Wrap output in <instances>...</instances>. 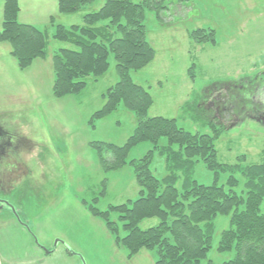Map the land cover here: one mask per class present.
Instances as JSON below:
<instances>
[{"label": "rangeland", "instance_id": "rangeland-1", "mask_svg": "<svg viewBox=\"0 0 264 264\" xmlns=\"http://www.w3.org/2000/svg\"><path fill=\"white\" fill-rule=\"evenodd\" d=\"M5 1L0 0V29ZM106 1L95 0L79 12L65 14L59 13V0H19V21L41 31L48 29L50 35L48 58L34 61L23 71L10 54L11 46L0 44V125L25 139L18 153L0 159V198L11 207L0 205V236L10 243L3 245L0 239V264H8L6 252L14 264L29 261V250L10 225L18 222L14 215L30 227L39 247L48 243V238L54 237V243L61 241V234L73 240L68 245L75 251L69 250H81L80 264H155L156 252L147 250L129 259L104 223L93 216L90 218L101 223L88 222L76 204L77 200L98 199L96 206L107 209L135 200L140 193L130 166L106 173L100 155L91 146L93 142L123 146L136 126L133 114L123 107L96 121V127L89 125L92 115L105 105V92L119 81L113 56L108 72L98 79L87 78L80 93L62 98L53 95V54L59 48L72 47L51 38L55 31L49 24L51 18L67 27L84 25V15L98 11ZM165 6L159 15L156 11L146 14L147 36L155 58L131 76L153 97L150 117L175 118L192 133L213 135L210 124L215 125L218 158L230 164L221 182L231 173L242 178L239 166L264 159V110L260 107L261 101L264 103V0H166ZM198 30L215 32L212 41L202 42L203 36L193 41L191 33ZM246 90L252 91L248 97L254 98L255 108L261 111L239 110L233 115L226 110L230 96L241 99ZM205 91L208 98L199 102ZM189 104L205 116L195 118L185 110ZM166 144L162 139L161 145ZM151 149L149 143L140 144L131 150L129 160L140 159ZM151 170L159 179L168 174L166 160L157 152ZM194 178L203 184L214 181L213 173L202 163L197 165ZM242 185L244 180L239 192ZM261 210L264 213V201ZM214 222V247L202 264H224L235 256V252L216 250L223 231L229 229V218L219 216ZM157 224V219L146 220L141 228ZM25 264L63 263L54 257L45 263Z\"/></svg>", "mask_w": 264, "mask_h": 264}, {"label": "trees", "instance_id": "trees-1", "mask_svg": "<svg viewBox=\"0 0 264 264\" xmlns=\"http://www.w3.org/2000/svg\"><path fill=\"white\" fill-rule=\"evenodd\" d=\"M94 1L59 0V13L74 14ZM165 3L166 0H107L98 11L84 15V25L67 27L55 24L53 18L50 20V26L55 27L51 38L72 47L59 48L53 54L54 97L78 94L86 88L87 78L104 76L112 55L119 81L105 92V105L92 115L89 125L96 127V121L109 117L120 107L136 119L135 129L123 146L103 142H93L91 146L100 155L106 173L126 166L132 168L140 188L138 198L107 209L96 206L98 199L93 202L82 199L81 203L91 216L104 223L117 246L127 251L129 259L147 250L156 252L155 264H202L214 247V221L225 216L229 218V229L223 231L216 250L235 252V256L224 264H264V213L261 210L264 159L258 164L239 166L237 171L242 178L231 173L222 183V175L230 164L218 158L216 126L210 124L213 135L192 133L181 127L175 118L150 117L153 97L131 76L155 58L156 51L147 36L146 14L156 11L159 15L166 8ZM20 10L19 0L5 1L0 44L11 46L10 54L23 71L34 61L48 58L50 35L48 29L41 31L20 22ZM213 35V31L198 30L191 33L190 38L197 41L203 36L202 42L212 41ZM247 91L240 95L242 100L230 96L226 110L233 111V115L239 110L259 112L260 107L264 110L262 101V106L255 108L257 102L248 97L252 91ZM206 93L199 102L208 98ZM196 108L189 104L185 110L195 118H203L205 115ZM162 139L167 140L166 145H161ZM143 143H149L152 149L140 159L129 160L131 150ZM156 152L167 163L168 174L162 179L151 170ZM104 153H109L111 158H106ZM200 163L213 173L212 184H203L194 178ZM241 180L244 186L239 192ZM106 185L105 179L103 186ZM151 219H157L158 224L141 228V223Z\"/></svg>", "mask_w": 264, "mask_h": 264}, {"label": "crops", "instance_id": "crops-1", "mask_svg": "<svg viewBox=\"0 0 264 264\" xmlns=\"http://www.w3.org/2000/svg\"><path fill=\"white\" fill-rule=\"evenodd\" d=\"M39 61V60H38ZM37 63V62H35ZM76 204L78 206V212L81 214V216L85 215L88 218V222L90 220H95V219H91V215L88 214V212L86 211L85 207L83 206V204L81 203V201L77 200ZM97 221V220H95ZM97 223H101L98 222ZM97 223H95L96 225H98ZM12 225V227H14L15 232L18 234L17 236H20V238L23 240V244L24 246H26V248L29 250V252H27L29 261H23L25 263H45L50 261L51 259H53L54 257H58L59 260H61V262L63 264H80V257H82L81 255V250L76 251L77 253H72L71 250H69V248H72V250L75 251V249H73V247L69 246L68 244L70 242H73V240H68L65 236H63L62 234L59 236V238H61V241H56L57 243H54V237L53 239L50 240V238H48L49 240L48 243H44L42 242L41 247H39L38 245H36L35 243V239L32 236V231L29 227V230L19 224L18 222L12 223L10 224ZM70 225V224H69ZM6 226H3L2 228H5ZM71 228V227H70ZM36 233V231H34ZM3 233V232H1ZM70 234V233H69ZM58 235V234H57ZM1 242L2 244H7V246H10V243L7 242L6 237L0 236ZM71 239V238H70ZM67 240V242H66ZM80 248V247H79ZM9 249V247H8ZM33 249V250H32ZM30 250H32L30 252ZM8 251V250H6ZM80 252V253H78ZM6 262H8V264H14L15 260L12 256H10V254L8 252H6ZM22 263V264H25Z\"/></svg>", "mask_w": 264, "mask_h": 264}, {"label": "flooded vegetation", "instance_id": "flooded-vegetation-1", "mask_svg": "<svg viewBox=\"0 0 264 264\" xmlns=\"http://www.w3.org/2000/svg\"><path fill=\"white\" fill-rule=\"evenodd\" d=\"M23 140H25V139L15 135V134L8 133L5 130V128L0 125V159L3 156L8 157L9 153H11V152L18 153L19 149L21 148V144H22ZM18 167H20V166H18ZM3 201H4V199L0 198L1 207H5V204L3 203Z\"/></svg>", "mask_w": 264, "mask_h": 264}, {"label": "water", "instance_id": "water-1", "mask_svg": "<svg viewBox=\"0 0 264 264\" xmlns=\"http://www.w3.org/2000/svg\"><path fill=\"white\" fill-rule=\"evenodd\" d=\"M2 202V201H1ZM3 203L6 205V206H8L9 208H11L10 206H9V204L7 203V201H3ZM13 209V208H12ZM13 211H14V209H13ZM15 212V211H14ZM15 217H16V219L19 221V222H21V220H20V218H19V216H17V215H15ZM22 224H24V223H22ZM25 226H26V224H24ZM57 243V242H56Z\"/></svg>", "mask_w": 264, "mask_h": 264}]
</instances>
